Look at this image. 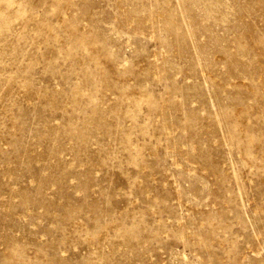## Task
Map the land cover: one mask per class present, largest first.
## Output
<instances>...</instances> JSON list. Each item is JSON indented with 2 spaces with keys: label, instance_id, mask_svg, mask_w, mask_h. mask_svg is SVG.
<instances>
[{
  "label": "rangeland",
  "instance_id": "rangeland-1",
  "mask_svg": "<svg viewBox=\"0 0 264 264\" xmlns=\"http://www.w3.org/2000/svg\"><path fill=\"white\" fill-rule=\"evenodd\" d=\"M0 264H264V0H0Z\"/></svg>",
  "mask_w": 264,
  "mask_h": 264
}]
</instances>
